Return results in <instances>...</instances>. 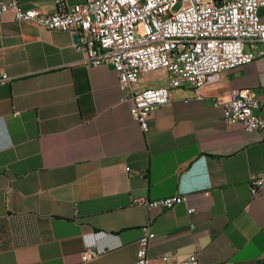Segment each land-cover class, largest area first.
Returning <instances> with one entry per match:
<instances>
[{
    "label": "crops",
    "instance_id": "0c3cea01",
    "mask_svg": "<svg viewBox=\"0 0 264 264\" xmlns=\"http://www.w3.org/2000/svg\"><path fill=\"white\" fill-rule=\"evenodd\" d=\"M16 1L57 11V0ZM76 41L0 16V68L11 78L0 84V264H134L147 223L151 264L192 253L199 264H264V191L248 188L264 171V127L223 119L233 91L261 95L264 54L198 90L173 86L166 69L140 73L135 91L169 88L143 132L112 66H85ZM176 194L186 200L168 210L131 205ZM86 248L99 255L82 262Z\"/></svg>",
    "mask_w": 264,
    "mask_h": 264
},
{
    "label": "built area",
    "instance_id": "2783aa9c",
    "mask_svg": "<svg viewBox=\"0 0 264 264\" xmlns=\"http://www.w3.org/2000/svg\"><path fill=\"white\" fill-rule=\"evenodd\" d=\"M57 11L41 13L23 9L16 0H0V16L12 13L18 21H33L46 30L78 35L77 47L84 52L85 66L107 64L117 74L122 90L130 95L129 113L144 132L156 107L169 100V88L135 91L142 72L166 69L174 75L172 85L187 83L200 89L219 72L248 64L264 54V22L259 9L264 0H84L67 4L57 0ZM0 68V84L10 81ZM217 105V103H214ZM264 88L257 97L250 88L233 91L223 104V119L245 132L260 130L264 119ZM252 197L264 191V171L252 173L248 181ZM186 200L183 194L150 200L132 198L131 205L168 210ZM192 214L193 209L188 208ZM150 224L141 227L134 264H151L148 247ZM99 255L86 248L82 262ZM169 264L168 257H161ZM175 264H199L192 253ZM228 264H232L229 262Z\"/></svg>",
    "mask_w": 264,
    "mask_h": 264
},
{
    "label": "water",
    "instance_id": "95a60500",
    "mask_svg": "<svg viewBox=\"0 0 264 264\" xmlns=\"http://www.w3.org/2000/svg\"><path fill=\"white\" fill-rule=\"evenodd\" d=\"M74 36H75L76 40H78V35L76 34V35H74Z\"/></svg>",
    "mask_w": 264,
    "mask_h": 264
}]
</instances>
